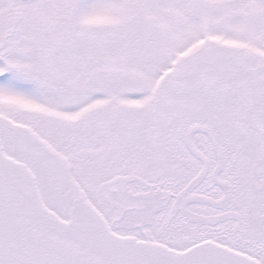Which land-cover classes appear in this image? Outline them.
I'll return each instance as SVG.
<instances>
[{"label":"snow or ice","instance_id":"snow-or-ice-1","mask_svg":"<svg viewBox=\"0 0 264 264\" xmlns=\"http://www.w3.org/2000/svg\"><path fill=\"white\" fill-rule=\"evenodd\" d=\"M0 264H264V0H0Z\"/></svg>","mask_w":264,"mask_h":264}]
</instances>
